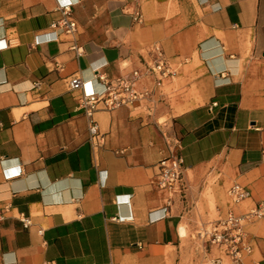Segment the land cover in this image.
Returning a JSON list of instances; mask_svg holds the SVG:
<instances>
[{
  "label": "crops",
  "instance_id": "0c3cea01",
  "mask_svg": "<svg viewBox=\"0 0 264 264\" xmlns=\"http://www.w3.org/2000/svg\"><path fill=\"white\" fill-rule=\"evenodd\" d=\"M64 7L74 36L52 25ZM134 70L151 93L94 112V151L81 95ZM172 154L185 188L168 199ZM0 205V264H176L181 228L257 209L242 263L264 264V0H0Z\"/></svg>",
  "mask_w": 264,
  "mask_h": 264
},
{
  "label": "built area",
  "instance_id": "2783aa9c",
  "mask_svg": "<svg viewBox=\"0 0 264 264\" xmlns=\"http://www.w3.org/2000/svg\"><path fill=\"white\" fill-rule=\"evenodd\" d=\"M69 36H74L76 23L70 17L69 9L64 7V16L54 24ZM72 48H76L77 54L81 53L73 43ZM158 58L147 67L148 73L155 77V86L159 87L165 78L172 74L171 67L162 58L159 49L156 50ZM98 79L102 83V89L96 91H83L80 98V106L89 118L88 131L89 141L94 151H97L103 144V134L100 133L97 123L93 118L95 111L99 109L111 110L121 106L132 105L147 98L151 90L139 89L136 85L140 74L134 70L128 74L109 79L104 73H98ZM71 89L82 88L83 83L79 77H73L69 81ZM156 185L167 192L168 199L174 194H183L185 188L183 184V159L180 154H172L160 162V170L157 175ZM231 199L235 201L247 197L248 193L241 186L235 184L228 190ZM4 208L0 205V222L3 218ZM261 210L249 211L242 215H235L231 212L224 217L209 222L201 226L196 236L210 248L215 247L218 252L226 257L227 263L223 261L221 255H217L210 260V264H243L242 254L251 251V246L245 241L244 224L253 217L261 216ZM25 226L28 221L22 219ZM44 264H51L45 262Z\"/></svg>",
  "mask_w": 264,
  "mask_h": 264
},
{
  "label": "rangeland",
  "instance_id": "374dc122",
  "mask_svg": "<svg viewBox=\"0 0 264 264\" xmlns=\"http://www.w3.org/2000/svg\"><path fill=\"white\" fill-rule=\"evenodd\" d=\"M199 228L193 231L192 236H189L188 230L183 232L182 236H185V242L182 244L183 253L176 260V264H210V260L217 255L218 250L215 247L210 248L197 238L196 232Z\"/></svg>",
  "mask_w": 264,
  "mask_h": 264
},
{
  "label": "bare ground",
  "instance_id": "6f19581e",
  "mask_svg": "<svg viewBox=\"0 0 264 264\" xmlns=\"http://www.w3.org/2000/svg\"><path fill=\"white\" fill-rule=\"evenodd\" d=\"M183 232H184V230H183V228H181V229H180V233L183 234Z\"/></svg>",
  "mask_w": 264,
  "mask_h": 264
}]
</instances>
